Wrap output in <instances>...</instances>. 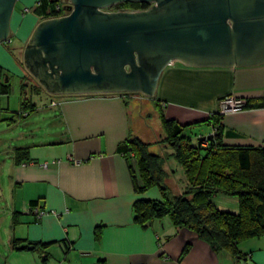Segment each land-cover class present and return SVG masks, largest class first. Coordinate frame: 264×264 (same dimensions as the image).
I'll return each instance as SVG.
<instances>
[{
	"label": "crops",
	"instance_id": "1",
	"mask_svg": "<svg viewBox=\"0 0 264 264\" xmlns=\"http://www.w3.org/2000/svg\"><path fill=\"white\" fill-rule=\"evenodd\" d=\"M34 14L13 13L11 38L20 40L18 54L42 21ZM11 50L0 43V85L19 75L11 70ZM25 75L23 65L18 77ZM9 94L0 92V264H95L99 258L108 264H264V236L240 242L236 256L213 250L169 217L147 226L135 222V201L162 195L157 187L135 190L127 157L118 150L133 133L130 96L51 95V102L59 101L52 105L32 95L36 110L19 118L21 91L18 104ZM231 95L264 102V64L190 67L174 61L163 71L154 98L167 119L188 127L206 124L212 134L210 118ZM135 110L141 114L143 106ZM221 122L223 143L264 147V105L228 112ZM215 196L213 202L224 210L222 199L216 201L228 195ZM33 201L49 213L38 217ZM231 209L238 212L239 202ZM16 240L52 244L22 249Z\"/></svg>",
	"mask_w": 264,
	"mask_h": 264
},
{
	"label": "water",
	"instance_id": "2",
	"mask_svg": "<svg viewBox=\"0 0 264 264\" xmlns=\"http://www.w3.org/2000/svg\"><path fill=\"white\" fill-rule=\"evenodd\" d=\"M18 0H0V43ZM124 2L147 9L108 11ZM39 22L24 66L52 95L140 92L154 98L174 61L190 67L264 64V0H70ZM212 134L198 139L201 148Z\"/></svg>",
	"mask_w": 264,
	"mask_h": 264
},
{
	"label": "trees",
	"instance_id": "3",
	"mask_svg": "<svg viewBox=\"0 0 264 264\" xmlns=\"http://www.w3.org/2000/svg\"><path fill=\"white\" fill-rule=\"evenodd\" d=\"M59 1L39 0L33 11L42 20L57 17L61 15L55 10V5ZM117 5L125 9L133 5L138 6L137 9L150 7L149 3L140 2H124ZM21 83L19 118L27 117L36 110V104L31 100V96L45 90L37 81L32 84L29 95L24 76ZM0 92L9 94L10 83H2ZM136 93L138 92L99 94L130 96ZM85 95L93 94L53 96L61 98ZM151 100L156 106H160L157 99ZM262 105H264L262 100L247 99L245 109ZM160 110L167 132L165 142L172 151L167 155L182 167L186 186L182 192H176L169 184V175L162 164V156L153 150L152 143L130 135L118 146V150L127 157L135 190L142 193L157 187L162 195V199L135 201V222L147 226L155 219L169 217L176 227L195 232L213 250H226L232 255H239L240 242L264 236V147L223 143L222 115L216 112L210 118V124L214 127L212 139L208 140L205 148H201L193 143L192 138L187 134V125L167 119L162 108ZM17 151L25 150L17 149ZM218 193L236 196L239 201V211L219 209L212 199ZM36 205V201H33L31 206ZM95 236L99 240L101 236L99 229ZM51 244L41 242L21 245L20 241H14L16 248L22 249H42ZM189 247L190 244H187L184 253ZM47 256H44V259H47ZM95 264H108V262L104 258H99Z\"/></svg>",
	"mask_w": 264,
	"mask_h": 264
},
{
	"label": "rangeland",
	"instance_id": "4",
	"mask_svg": "<svg viewBox=\"0 0 264 264\" xmlns=\"http://www.w3.org/2000/svg\"><path fill=\"white\" fill-rule=\"evenodd\" d=\"M67 1L70 0H60L62 4H65ZM37 0H18L14 12L19 13L20 15L26 13L28 16L35 15L33 12V8L36 5ZM31 8L30 11H26V9ZM120 8H123V6L115 5L112 8L108 10L112 11H119ZM138 6L133 5L128 7V9H125L127 11H136V10H142L137 9ZM12 41H14L12 43ZM11 42H5L6 45L11 48V52L13 57H9V61L11 63V70L19 74L22 70V67L24 65V53L23 55L18 54L17 48H15L16 44L20 43L19 38L12 37ZM25 49V48H24ZM23 63V64H22ZM25 67V66H24ZM20 69V70H19ZM25 78L24 83H27V92L30 95V88L32 84L37 82V80L32 76V74L25 68ZM18 76L12 75L11 77V93L9 94L10 101L13 104L19 103V97H20V91H21V78ZM34 96H39V98H43V100L47 101L48 104L51 102V95L47 91H42L41 95L33 94ZM7 98V96L5 95ZM130 99L133 103L130 105V113H131V121L133 123V129H132V137H139L142 140L146 142H151L153 150L162 156V164L166 171L168 172L169 177V184L173 187V189L176 192H182L185 189L186 186V178L183 172L182 167L170 156L167 154L171 153V148L167 146V143L165 140L167 139V132L164 128L163 121L161 118V108L156 106L152 98H149L142 93H136L130 95ZM143 106V112L140 114L136 112V108L138 106ZM209 126L206 124L202 125H191L187 129V134L192 138V142L196 143L198 145V139L201 136H208L210 134L209 132ZM202 145L206 146L207 144L203 143ZM215 199V195L213 196ZM224 196H220L218 198L219 200L216 201V204H220V200L223 201L222 204H224L226 207L224 210L231 211V212H237L233 211L231 207H235V210H237L238 206V198L236 196H227L228 198H222ZM229 199V200H228ZM217 206V205H216ZM218 207V206H217ZM220 209V208H219ZM223 210V209H221ZM239 210V209H238Z\"/></svg>",
	"mask_w": 264,
	"mask_h": 264
},
{
	"label": "built area",
	"instance_id": "5",
	"mask_svg": "<svg viewBox=\"0 0 264 264\" xmlns=\"http://www.w3.org/2000/svg\"><path fill=\"white\" fill-rule=\"evenodd\" d=\"M70 1H67L65 4H62L60 1L55 5V10L61 14L59 16H63V15H66L67 12H66V5H70ZM31 8H27L26 11H30ZM108 11H112V10H108ZM57 16V17H59ZM12 41V38L10 41L8 42H11ZM59 101L58 100H52L51 104L52 105H58ZM247 104V99L246 98H243V97H237V96H234V95H231V96H226L224 97L221 101H220V108H219V114L220 115H224L228 112H237V111H241L243 109H245V106ZM25 115H27V112H25ZM214 133V131H213ZM203 143L205 144H208V140H205ZM47 163H43L42 166H45L47 167ZM32 212L35 211L36 212V215L38 217H41L47 213H49V211L47 210H41L40 208L34 206L31 208ZM51 213L53 214H57L55 211H50Z\"/></svg>",
	"mask_w": 264,
	"mask_h": 264
},
{
	"label": "flooded vegetation",
	"instance_id": "6",
	"mask_svg": "<svg viewBox=\"0 0 264 264\" xmlns=\"http://www.w3.org/2000/svg\"><path fill=\"white\" fill-rule=\"evenodd\" d=\"M119 10H125V8H120Z\"/></svg>",
	"mask_w": 264,
	"mask_h": 264
}]
</instances>
